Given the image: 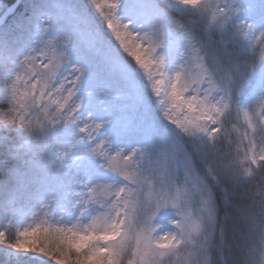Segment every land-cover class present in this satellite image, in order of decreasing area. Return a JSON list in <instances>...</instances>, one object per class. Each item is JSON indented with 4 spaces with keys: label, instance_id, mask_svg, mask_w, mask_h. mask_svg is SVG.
<instances>
[{
    "label": "snow or ice",
    "instance_id": "snow-or-ice-1",
    "mask_svg": "<svg viewBox=\"0 0 264 264\" xmlns=\"http://www.w3.org/2000/svg\"><path fill=\"white\" fill-rule=\"evenodd\" d=\"M0 175V264H264V0H0Z\"/></svg>",
    "mask_w": 264,
    "mask_h": 264
},
{
    "label": "trees",
    "instance_id": "trees-1",
    "mask_svg": "<svg viewBox=\"0 0 264 264\" xmlns=\"http://www.w3.org/2000/svg\"><path fill=\"white\" fill-rule=\"evenodd\" d=\"M10 22V21H9ZM4 179L3 175H0V180Z\"/></svg>",
    "mask_w": 264,
    "mask_h": 264
}]
</instances>
